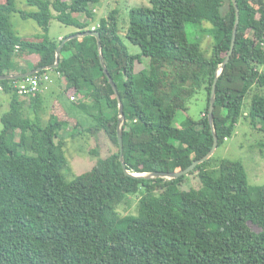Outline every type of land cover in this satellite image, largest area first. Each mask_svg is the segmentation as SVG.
<instances>
[{"label": "trees", "instance_id": "16d2710c", "mask_svg": "<svg viewBox=\"0 0 264 264\" xmlns=\"http://www.w3.org/2000/svg\"><path fill=\"white\" fill-rule=\"evenodd\" d=\"M237 1L236 45L224 69L236 23L231 0L226 12V0H150L149 6L133 8L126 39L140 46L138 55L120 35L118 10L93 29L100 0H26L35 11L20 9L17 0L0 1V77L56 63V50L69 36L51 39L52 20L78 30L70 36L96 30L102 40L101 50L92 36L68 41L59 67L39 73L61 75L65 92L81 95L74 103L89 118L86 128L60 104L45 123L42 93L20 96L14 80H0V94L10 98L1 116L0 264H264V185L250 184L242 162L226 159L212 171L213 156L199 165L189 174L201 183L191 198L180 188L187 176L146 179L125 173L119 103L101 63L103 57L124 105L128 171L186 169L214 145L209 108L218 72L219 147L242 120L264 129V96L254 95L250 111H244L251 90L264 88V0ZM15 14L34 20L43 33L20 36ZM206 35L213 39L210 56L202 47ZM143 57L152 60V72L137 71ZM202 89L207 92L202 117L175 127L178 111H187L189 99ZM72 121L73 137L77 131L103 132L117 150L69 182L60 135ZM133 196L139 199L137 213L122 216L119 207Z\"/></svg>", "mask_w": 264, "mask_h": 264}, {"label": "rangeland", "instance_id": "374dc122", "mask_svg": "<svg viewBox=\"0 0 264 264\" xmlns=\"http://www.w3.org/2000/svg\"><path fill=\"white\" fill-rule=\"evenodd\" d=\"M4 2L6 0H0ZM224 8L226 12L229 8L228 0ZM150 0H100V3L95 6L96 17L94 21L91 22L92 27L97 25L101 19L108 18L112 12L115 10L119 11V21H120V35L123 37L126 45L129 48V52L132 55H138L142 52L140 46L133 44L128 39H126V32L128 30L130 11L133 8H138L142 6H149ZM17 6L22 10L35 11L36 8L30 7L26 4V0H17ZM81 20H86L85 16H78ZM12 23L14 29L19 33L20 36L26 38H33L42 32V29L38 24L32 19H23L19 14H15L12 17ZM210 27L209 24H206ZM77 31L76 28L67 27L57 20H52L50 24L49 36L53 40H59V38L70 36ZM203 50L210 56L212 50L213 39L211 36L206 35L203 38ZM152 60L148 57H143L142 64H137V71L141 69H148L153 71ZM51 79L56 77L54 73H50ZM53 75V76H52ZM58 79L62 77L57 76ZM56 81L50 85L48 83L44 84V87L49 89L44 91V110L42 112L43 118L48 123L51 118L52 109L54 103L57 101L62 104L65 110L70 114V116L75 120L80 119L86 128L89 125V118L87 114L82 112L77 103L79 99L83 100L81 95H77L75 90L71 89L68 92L60 87ZM66 83V82H65ZM67 84V83H66ZM42 86V87H43ZM43 87V88H44ZM51 87V88H50ZM42 89V88H41ZM65 89V88H64ZM175 90L174 92H176ZM178 93V92H177ZM176 93V94H177ZM260 94L264 96V88L259 89L254 87L248 97L245 99L244 111L248 113L250 111L251 100L254 95ZM71 97H75L74 100ZM73 101V102H72ZM10 98L8 95L0 94V133L3 129V124L1 122V116L9 109ZM187 111L179 110L173 125L177 128H181L182 124L190 118L193 121H197L202 117L203 112L207 108V92L202 89L199 93H196L187 102ZM71 125L66 127L60 135L65 139V155L69 161V170H64V175L66 179L70 182L75 176L86 173L93 168L99 159H104L109 156L117 148L112 144L109 138L103 132L98 135H89L86 132L82 134L81 132L74 133L72 136V124L75 121L70 122ZM261 128V124L255 129L249 121L242 120L237 126L234 135L225 141L220 147H218L213 161L209 165L210 170H218L220 164L223 160H233L240 161L244 164L249 182L252 185H264V129ZM80 131L82 128L79 129ZM59 141V140H58ZM218 174V173H217ZM201 186L200 180L197 174L187 175L185 181L181 184L180 188L189 198H191V191L194 189H199ZM139 199L133 196L128 200V202L123 203L119 207V212L122 216H127L129 214H136L138 210Z\"/></svg>", "mask_w": 264, "mask_h": 264}, {"label": "water", "instance_id": "95a60500", "mask_svg": "<svg viewBox=\"0 0 264 264\" xmlns=\"http://www.w3.org/2000/svg\"><path fill=\"white\" fill-rule=\"evenodd\" d=\"M231 1L234 4V7L236 9V23H235V27H234V31H233V38H232L231 48H230L229 53L226 56L225 61L223 62L222 66H221V69H224L227 66V64L229 63V61H230V59H231V57H232V55L234 53V49H235V45H236V39H237L238 27H239V24H240V10H239V7H238V1L237 0H231ZM88 36H92V37H95L97 39L99 49L101 50L102 49V40H101V34L98 31L89 30V31H86V32H83V33L75 34V35H72V36H69V37L65 38L63 40V42L59 45V47L56 50L57 60H56L55 64H53V65H51L49 67H40V68L34 69L32 71H29L27 73H20V74H16V75H6V76H3V77H0V80L24 79V78L33 76L35 74H38V73H40L42 71L55 70V69H57L59 67V59H60V56H61V53H62V49L65 46V44L68 41L72 40V39L80 38V37H88ZM101 63H102V66L104 68V71H105V73H106V75H107V77L109 79V82L111 83V85H112V87H113V89L115 91V94H116V97H117V100H118V103H119V131H118V139H119V146H120V151H121L120 160L122 162L123 169H124V171H125V173L127 175L135 176V177H141V178H146V179H155V178H164V179H169V180L179 179V178H181L183 176L189 175L199 165L205 163L206 161H208L209 159H211L215 155V153H216V151H217V149L219 147V139H218V135L216 134L215 128H214V112H215V103H216L217 80H218V76L220 75V72L217 73V77L215 79V82L213 84V88H212V91H211V99H210L209 121H210V125H211V128H212V131L214 133V145H213L211 151L205 157L194 161L188 168L180 170V171H175V172H170V173H167V172H155V173H149V174H131L128 171L127 166H126V162H125V160L123 158V150H124L123 124H124V121H125L124 105H123V102H122L118 87H117L114 79L112 78V76L110 75V73L108 72V70H107V68L105 66L103 57L101 58Z\"/></svg>", "mask_w": 264, "mask_h": 264}, {"label": "built area", "instance_id": "2783aa9c", "mask_svg": "<svg viewBox=\"0 0 264 264\" xmlns=\"http://www.w3.org/2000/svg\"><path fill=\"white\" fill-rule=\"evenodd\" d=\"M58 76L61 77V75ZM14 81L15 82L13 83V87L16 89L17 93L20 96H35L41 91V88L44 84L51 81V76L49 73H45L42 75H39L38 73L34 76ZM0 91H3V87H0ZM71 99L74 100L75 97H71Z\"/></svg>", "mask_w": 264, "mask_h": 264}, {"label": "crops", "instance_id": "0c3cea01", "mask_svg": "<svg viewBox=\"0 0 264 264\" xmlns=\"http://www.w3.org/2000/svg\"><path fill=\"white\" fill-rule=\"evenodd\" d=\"M93 29H94V27H93ZM77 31H78V30H77ZM63 38H64V37L61 36V37L59 38V40H62ZM52 76H53V75H52ZM53 80L56 81L55 84L57 83V84L60 85V87H62V89L64 90V88L66 87V83H65L66 81H65L64 78H62V79H58V77L56 76V77L52 78L51 81H50L48 84L51 85V84L53 83ZM43 87H44V86H43ZM43 87H42V89H41V91H40L39 93L44 94V91H46V90L49 89L48 87H44V88H43ZM50 88H51V87H50ZM58 104H60L59 106H60L61 108L63 107L61 103H59V102L56 101V102L54 103V105H53L52 114L54 113V111H57V110H58L57 107H56Z\"/></svg>", "mask_w": 264, "mask_h": 264}]
</instances>
